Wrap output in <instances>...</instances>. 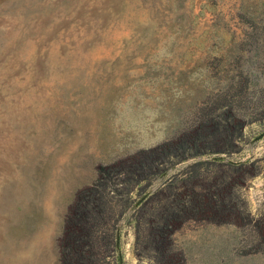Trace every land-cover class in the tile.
I'll list each match as a JSON object with an SVG mask.
<instances>
[{"label": "rangeland", "instance_id": "1", "mask_svg": "<svg viewBox=\"0 0 264 264\" xmlns=\"http://www.w3.org/2000/svg\"><path fill=\"white\" fill-rule=\"evenodd\" d=\"M263 103L264 0H0V264H60L68 211L100 166L176 141L229 105L248 121L241 150L168 164L113 195L106 227L119 235L99 264L145 263L136 208L195 161L225 174L214 158L254 165L235 176L234 213L186 218L172 255L264 264L251 221L264 216Z\"/></svg>", "mask_w": 264, "mask_h": 264}, {"label": "trees", "instance_id": "2", "mask_svg": "<svg viewBox=\"0 0 264 264\" xmlns=\"http://www.w3.org/2000/svg\"><path fill=\"white\" fill-rule=\"evenodd\" d=\"M247 124L233 106H223L218 112L205 115L197 129L176 141L100 166L93 184L79 192L68 211L60 243V264H99L101 247L115 246L119 233L106 227L115 214L111 206L113 195L122 191L129 194L138 185L143 187L140 184L147 185L163 175V167L191 156L239 152ZM213 163L226 167V173L209 174L204 162L195 161L138 205L132 220L137 255L146 259L141 264H177L172 255V237L186 218L217 221L234 213L233 201L239 197L233 194L235 176H241L245 169L251 171L254 162L214 158ZM258 172L256 169L250 176ZM251 221L264 233V216Z\"/></svg>", "mask_w": 264, "mask_h": 264}]
</instances>
